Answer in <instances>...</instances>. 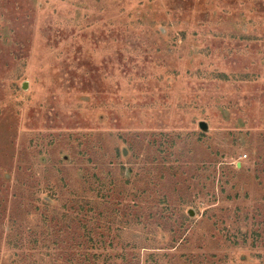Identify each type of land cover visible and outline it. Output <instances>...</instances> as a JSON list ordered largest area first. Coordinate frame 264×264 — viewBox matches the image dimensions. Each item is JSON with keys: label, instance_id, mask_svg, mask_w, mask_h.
Returning a JSON list of instances; mask_svg holds the SVG:
<instances>
[{"label": "rangeland", "instance_id": "rangeland-1", "mask_svg": "<svg viewBox=\"0 0 264 264\" xmlns=\"http://www.w3.org/2000/svg\"><path fill=\"white\" fill-rule=\"evenodd\" d=\"M15 237L264 264V0H0V264Z\"/></svg>", "mask_w": 264, "mask_h": 264}, {"label": "trees", "instance_id": "trees-1", "mask_svg": "<svg viewBox=\"0 0 264 264\" xmlns=\"http://www.w3.org/2000/svg\"><path fill=\"white\" fill-rule=\"evenodd\" d=\"M17 238H19V237H15V239L12 238V239L7 240L5 242L6 249H7V251H9V253L7 254V256L5 258V259H7L6 260L7 264H15L14 262L17 260L19 253H21L23 251L24 247L26 246V242L24 245H23V243L20 244L18 242ZM28 242L31 243V241H28ZM33 243H34V246L37 245L35 240ZM38 249L39 250L35 251V257L39 256L40 257L39 261L42 262L43 264L48 263V262H45L46 261V258H45L46 250H42L41 248H38ZM19 250H21V252H19Z\"/></svg>", "mask_w": 264, "mask_h": 264}, {"label": "water", "instance_id": "water-1", "mask_svg": "<svg viewBox=\"0 0 264 264\" xmlns=\"http://www.w3.org/2000/svg\"><path fill=\"white\" fill-rule=\"evenodd\" d=\"M187 213H188V214H190V213H191V211H188ZM191 214H192V213H191Z\"/></svg>", "mask_w": 264, "mask_h": 264}]
</instances>
